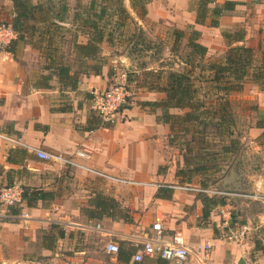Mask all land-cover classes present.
I'll use <instances>...</instances> for the list:
<instances>
[{
  "label": "crops",
  "instance_id": "0c3cea01",
  "mask_svg": "<svg viewBox=\"0 0 264 264\" xmlns=\"http://www.w3.org/2000/svg\"><path fill=\"white\" fill-rule=\"evenodd\" d=\"M196 1L144 0L143 16L135 0H125L124 5L145 32L160 27L172 33L189 32L192 28L198 31V43L208 50L205 63L224 61L228 51L224 32L241 31L244 38L234 45L251 48L259 57L264 55V0H215L211 8H221L226 1L237 4L218 18V27L211 26L213 17L203 25L197 23ZM9 4L12 13L8 23L14 16L11 0ZM2 20L0 17V23ZM68 22L63 25L72 27ZM79 42L85 44L88 39L82 36ZM172 44L173 39L171 48ZM101 48L109 63L99 76L78 73L74 91L62 90L59 85L51 89L42 87L40 78L46 68H39L34 56L45 60L46 57L37 45L21 44L14 46L13 53L0 54V133L16 140L0 137V191L11 185L26 190L28 197L15 212L31 216L28 223L5 218L0 204V264H200L194 257L188 258H192L191 262L187 259L182 263L157 258L135 263L132 256L129 263H124L105 252L106 243L114 240L120 249L134 253L141 238L153 235L152 227L157 222L162 224L166 237L181 234L191 248L211 242L213 249L207 264H264V257L253 256L258 253L254 245L245 240L236 243L229 236L222 238V229L228 222V214L223 211L228 212L227 206L214 205L215 196L170 188L181 179L174 161L176 144L170 142V125L159 119L162 109L154 105L166 95L149 87L152 82H147L146 72H152L151 69L130 75L135 101L127 108L125 119L113 126L97 125L91 120L93 114L97 116L92 110L91 91L108 88L115 59L111 54L115 48L108 42ZM67 55L66 60L74 63L73 50ZM119 57L130 72H135L139 57ZM75 71L73 66L72 73ZM240 94L255 102L257 115L264 116V87L248 80ZM246 133L241 134L240 146L247 143L253 149L249 152L252 156L264 154L263 130L256 126L255 118ZM31 148L64 155L85 150L91 156L85 164L157 187L114 184L80 169L41 160ZM262 170L253 177L249 173V178L253 190L264 192ZM189 184L194 185L195 181ZM98 197L114 199L119 211H125L131 222L102 213L97 206ZM207 210H211L209 217L204 215ZM216 213L219 217L223 214L224 222L220 223Z\"/></svg>",
  "mask_w": 264,
  "mask_h": 264
},
{
  "label": "trees",
  "instance_id": "16d2710c",
  "mask_svg": "<svg viewBox=\"0 0 264 264\" xmlns=\"http://www.w3.org/2000/svg\"><path fill=\"white\" fill-rule=\"evenodd\" d=\"M124 1L89 0L88 4L83 5L81 0H77L78 4L71 11L66 0H44L38 3H34L33 0H11L14 16L10 23H0V25L13 27L18 33V39L13 41L6 51L13 53L14 46L21 44L37 45L45 51L46 60H51L45 67L48 73L40 78L42 87L51 89L53 88L51 82L56 80L60 89L70 88L73 91L78 85V73L99 76L102 69L109 63L108 57L102 54L101 46L104 42H108L116 50L125 47L128 55L138 54L137 57L140 58V54L155 51L153 58H159L163 53L161 51H164L163 41L159 43L147 38L144 29L138 26L129 14ZM135 3L142 8L141 16H143L145 14L144 0H135ZM214 3L215 0H197V23L203 25L210 17H213L211 26L218 27V18L224 13L231 12L237 5L235 2L226 1L221 8L217 6L211 8ZM67 22L72 27L63 25ZM129 24L133 25L135 30L125 37V31L130 30ZM60 30L63 31V35H68L61 37L63 46L56 43L55 38L56 31ZM82 36L88 39L87 43L79 42ZM200 36L201 34L193 28L189 32L174 30L171 55L181 60L184 69L171 71L165 84L159 83L163 80L162 76L159 75L153 80L151 79L152 73L146 72L147 82H152L149 86L151 89H158L166 95L163 101L154 105L163 111L159 119L171 127L170 142L172 144H176L179 134H191L192 139L186 144L192 150L191 145L196 140L200 141L198 138L202 140L200 142L208 143L205 139L206 130L208 127H216L218 136L229 140V146L224 147L226 152L234 153L238 145L240 146V141L237 138V115L233 112V104L231 100L229 101V97L240 93L248 80L261 88L264 87V55L261 54L259 57L251 48L234 45L243 40L244 34L241 31L224 32L223 37L228 47L224 61L205 63L208 50L198 43ZM64 44L69 47H65ZM63 47L66 48L65 51ZM182 47L185 52L179 55ZM71 50L75 55L74 63L65 58ZM117 53L124 55L118 50ZM73 66L76 68L75 73H72ZM147 69V63H138L133 69L135 72H130V75L132 73L136 75L138 71ZM205 90L207 93L204 92ZM210 93H214L216 101L219 102L217 106L206 102L209 100L206 98ZM171 110H177L182 114H173ZM254 111L258 112L256 105ZM91 120H94L97 125L101 124L100 118L94 114ZM178 126L181 127V132L177 135ZM256 126L263 130L262 145L264 146V116L258 117ZM185 166H192L187 157ZM188 170L179 169L177 171V176L180 178L184 175L187 177L186 183L193 181L195 173L204 174L209 169L207 166H195ZM200 187L210 188L207 183H203ZM27 197V191L23 190V199ZM213 198L216 199L215 206L227 205L225 197H220L221 201L217 200L219 197ZM97 201V206L101 208L102 213L105 212L113 219H124L131 222L130 216L125 211H119V204L114 199L98 197ZM210 212L211 210L205 211V217H209ZM256 250L264 255V245L257 244ZM132 255L133 251L120 249L116 258L119 262L129 263Z\"/></svg>",
  "mask_w": 264,
  "mask_h": 264
},
{
  "label": "rangeland",
  "instance_id": "374dc122",
  "mask_svg": "<svg viewBox=\"0 0 264 264\" xmlns=\"http://www.w3.org/2000/svg\"><path fill=\"white\" fill-rule=\"evenodd\" d=\"M34 3L42 2L44 0H33ZM89 0H82V2L87 3ZM66 4L71 8V11L73 8L76 7L78 2L76 0H67ZM197 4V1H196ZM9 0H0V10L1 14L0 17L3 19L1 23H8L10 14L12 13L11 7L9 8ZM74 13V12H72ZM71 13V15H72ZM51 23V22H50ZM128 31H125V37H128L129 34H132V32L135 30V27L131 24H129ZM132 30V31H131ZM56 43H60V45L63 46V40H61L62 36H68L63 35V31H56ZM170 34L169 37H167V34ZM172 32H168L166 29L163 28H156L152 30L151 32H146L147 38L150 40H155L159 43L162 42L164 46V51L159 58L154 59L153 56L155 51H149L143 54H140L141 57L137 60L139 64L141 63H147V66L149 69H151L152 77L151 79H156L157 76H162L163 80H161L159 83H166V79L168 74L171 71H182L184 69V66L180 64L179 58L177 56H173L170 54L171 50V43H172ZM189 34V33H188ZM69 38V37H68ZM126 39V38H125ZM59 45V44H58ZM65 47H69L67 44H64ZM63 47V51L66 50V48ZM117 50L120 53H124V56H128L127 52L125 51V47L123 48H117ZM117 50H115L111 53L113 55V58L120 60L121 55L117 53ZM185 50L184 47L181 48L180 54H184ZM44 56L46 55L45 51H43ZM135 54V53H133ZM131 54H129L130 56ZM138 54L132 55L134 57H137ZM34 60L38 61V67L45 68L46 65L49 64L48 61H46L44 58H39V56H34ZM160 59V60H158ZM122 62V61H121ZM35 64V62H33ZM32 63V65H33ZM124 67V64L121 63ZM37 67V66H34ZM38 68V69H39ZM43 74H47V71H43ZM41 74H39L40 76ZM52 84L54 85L53 88L58 87L57 82L54 80L52 81ZM208 87V86H206ZM207 93V91H204ZM206 99H209L206 101L209 104L218 105V101H216V97L214 96V93H210L209 97ZM232 101L233 106V112L236 113V120L238 122V140L241 138L242 133L248 134L249 127L253 123V118L258 119L259 116H257V112L254 111V107L256 105L255 102H250L245 99H243V95L240 93L232 94L231 97H229V101ZM173 114H182V112L178 111H171ZM177 129V135L181 132L180 128ZM216 128V127H215ZM210 128L208 127L206 130V138L208 143L200 142L202 141L200 138H198L200 141L191 145V148L186 144L192 139V135H184L179 134L178 140L176 142V145L174 146V150H176V158H175V166L177 169H192L195 166L196 167H202L207 166L208 171L204 174H194L193 180L195 181L194 185H191L189 183H186L185 180L187 177H181L178 184H172L174 186H191V187H199L195 186L200 184L202 186L203 183H207L208 187L214 190L227 192V193H257L262 192L258 190H253L251 185L253 182L250 180L251 177H253L257 173H261L264 168V154H252L249 153L252 148L250 146H246L247 143H245L242 146H239L234 150V153L226 152L224 147L229 146V140L228 139H221L217 134V128ZM221 131V130H220ZM186 157L188 160H190V163L192 166L186 167L185 166V159ZM250 157V159H249ZM192 167V168H191ZM188 170V171H189ZM250 173V178H249ZM202 183V184H201ZM183 191V190H181ZM186 192V191H185ZM217 198L218 201H221L219 195H214ZM224 198V197H223ZM225 201L227 203V212L229 213L230 218H226L225 220L228 221L226 226H224L222 238L229 239L228 236L232 233H245V243H249L250 246L256 247V245L261 244L264 245V205L260 202L252 201V200H246L243 198H238L234 195L226 196ZM217 217L220 220V223L224 222L223 214L220 215L219 213H216ZM229 219V220H228ZM258 251V250H256ZM255 259L257 257H264L263 253L258 251L256 255H253ZM191 259H188V262H191Z\"/></svg>",
  "mask_w": 264,
  "mask_h": 264
},
{
  "label": "built area",
  "instance_id": "2783aa9c",
  "mask_svg": "<svg viewBox=\"0 0 264 264\" xmlns=\"http://www.w3.org/2000/svg\"><path fill=\"white\" fill-rule=\"evenodd\" d=\"M18 39V33L13 27L5 24L0 25V54L6 51V48ZM110 85L106 90L91 91L92 110L100 118L102 125L113 126L119 121L125 119L126 110L134 104V93L130 87V71L123 67L120 60L114 59L112 62ZM0 137L16 141L7 135L0 133ZM17 142H20L17 140ZM31 150L41 160L49 163H55L66 168L80 169L93 174L109 182L125 186L138 187H157L154 183L138 182L131 179L116 177L108 173L97 170L84 161L90 160V154L81 149H77L72 155L47 152L43 149L31 148ZM170 188L183 190L191 193L204 195H219L222 197L234 195L238 198L260 202L264 205V192L257 193H227L211 188L191 187V186H170ZM23 203V189L17 185H11L0 191V204L4 209V217L11 220H20L28 223L31 216L27 212L16 213L15 209ZM224 214L229 213L223 211ZM100 227H97L99 229ZM153 235L140 239L137 244V250L132 255V261L142 263L146 258H157L168 262L182 263L189 257L198 259L200 264H207L210 260L213 245L211 242H205L196 248L187 245L185 238L181 234H174L166 237L164 229L160 222L154 223L152 227ZM236 243H242L245 240V233H232L229 237ZM105 252L110 256H117L120 252V246L114 240H110L105 245Z\"/></svg>",
  "mask_w": 264,
  "mask_h": 264
}]
</instances>
